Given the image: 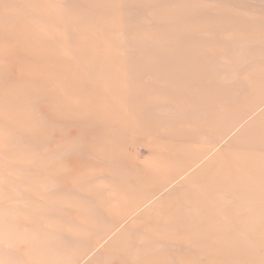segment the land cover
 <instances>
[{
  "label": "rangeland",
  "instance_id": "374dc122",
  "mask_svg": "<svg viewBox=\"0 0 264 264\" xmlns=\"http://www.w3.org/2000/svg\"><path fill=\"white\" fill-rule=\"evenodd\" d=\"M0 264H264V0H0Z\"/></svg>",
  "mask_w": 264,
  "mask_h": 264
},
{
  "label": "bare ground",
  "instance_id": "6f19581e",
  "mask_svg": "<svg viewBox=\"0 0 264 264\" xmlns=\"http://www.w3.org/2000/svg\"><path fill=\"white\" fill-rule=\"evenodd\" d=\"M204 153H205V152H202L201 154L203 155ZM205 154H206V153H205ZM142 181H143V185H144V184H147V182H148V178H145V179H143ZM142 181H141V182H142ZM148 183H149V182H148ZM135 206H136V205H135ZM135 206H133V207H135ZM135 208H136V207H135Z\"/></svg>",
  "mask_w": 264,
  "mask_h": 264
}]
</instances>
